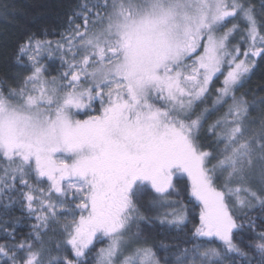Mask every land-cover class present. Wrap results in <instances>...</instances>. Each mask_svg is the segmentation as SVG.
I'll return each mask as SVG.
<instances>
[{
    "label": "snow or ice",
    "instance_id": "obj_1",
    "mask_svg": "<svg viewBox=\"0 0 264 264\" xmlns=\"http://www.w3.org/2000/svg\"><path fill=\"white\" fill-rule=\"evenodd\" d=\"M14 56L0 208L35 224L17 240L0 219V264H264V230L234 239L264 213V109L241 94L264 63V0H77L59 39L29 34ZM185 196L190 246L158 255L145 233L185 231Z\"/></svg>",
    "mask_w": 264,
    "mask_h": 264
},
{
    "label": "trees",
    "instance_id": "obj_2",
    "mask_svg": "<svg viewBox=\"0 0 264 264\" xmlns=\"http://www.w3.org/2000/svg\"><path fill=\"white\" fill-rule=\"evenodd\" d=\"M76 2L77 0H0V78H8L17 73L25 74V68L15 62L14 54L18 43L29 34L42 36L45 31L48 38L59 39V33L66 27L68 14ZM53 66L58 68V62ZM241 94H247L246 98L255 105L256 110L253 116L259 118L261 110L264 109V105L259 103L264 99V63H257L250 80L241 89ZM173 183H177L176 178ZM188 183L187 177L181 178L178 187L182 193ZM183 198L184 203L188 204V218L192 221L187 224L185 231L157 223L152 231L145 233L149 243L158 251V255H163L160 251L161 244L170 248H175L177 245L190 246L185 242L191 238L193 225L198 226L199 224V207L197 206L193 213L192 204L186 196ZM141 204L146 208L147 199L142 200ZM250 218L255 223L254 229H249L247 220H244L243 230L238 234L234 233L235 241L245 248L253 243L252 237L264 230V213L259 209L252 210ZM0 219L6 220L13 226L17 240L28 239L32 232L31 225L35 224V220L29 218L19 204L13 205L6 215L3 208H0ZM142 227H144L143 224ZM49 239L59 240L61 238L50 236ZM2 242H4V235L0 233V243ZM216 243L219 244L218 241Z\"/></svg>",
    "mask_w": 264,
    "mask_h": 264
},
{
    "label": "rangeland",
    "instance_id": "obj_3",
    "mask_svg": "<svg viewBox=\"0 0 264 264\" xmlns=\"http://www.w3.org/2000/svg\"><path fill=\"white\" fill-rule=\"evenodd\" d=\"M174 180H175V178H174Z\"/></svg>",
    "mask_w": 264,
    "mask_h": 264
}]
</instances>
